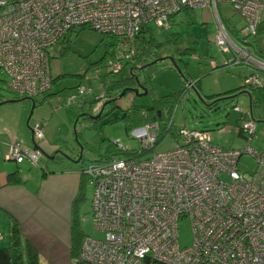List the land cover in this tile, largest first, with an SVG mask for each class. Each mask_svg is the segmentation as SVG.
Returning a JSON list of instances; mask_svg holds the SVG:
<instances>
[{
  "label": "built area",
  "instance_id": "built-area-1",
  "mask_svg": "<svg viewBox=\"0 0 264 264\" xmlns=\"http://www.w3.org/2000/svg\"><path fill=\"white\" fill-rule=\"evenodd\" d=\"M218 2L229 3L244 17L242 39L228 34ZM204 6L216 14L214 40L220 52L232 54L219 65H250L244 86H261L258 71L264 61L246 42L256 33L264 0H0V70L10 91L29 97L44 93L53 80L48 47L64 41L72 29L87 26L118 39L117 54L107 62V71L117 74L134 55L133 39L141 27L152 22L165 29L172 15ZM86 90L81 84L76 95ZM74 98L68 97V103ZM104 98L103 93L96 97L94 116ZM235 110L242 112L239 129L247 138L242 150L214 144L209 130L183 126L169 150L88 163L82 173L92 187V221L101 236L84 235L72 263L264 264V151L251 145L256 129L251 108L236 105ZM43 127V121L32 125L35 140L43 137ZM158 130L157 122L133 128L141 145L138 153L153 148ZM114 143L127 150L120 141ZM244 153L256 161L257 170L249 176L238 168ZM8 155L36 167L42 151L11 142ZM182 219L192 232L184 247L177 240ZM4 236L0 230V239Z\"/></svg>",
  "mask_w": 264,
  "mask_h": 264
},
{
  "label": "rangeland",
  "instance_id": "rangeland-1",
  "mask_svg": "<svg viewBox=\"0 0 264 264\" xmlns=\"http://www.w3.org/2000/svg\"><path fill=\"white\" fill-rule=\"evenodd\" d=\"M217 11L232 38L240 39L244 36L240 28L244 26L245 19L235 12L229 3L218 2ZM262 17H264V9ZM216 22V14L212 8L204 6L188 8L174 14L170 18L168 28H159L152 22L146 26L149 33L153 34L159 42H163L160 52L164 59L148 63L144 67L134 66L133 73L128 71V74L139 81L136 82V86L142 84L148 89L152 88V93L125 95V92L117 98L118 104L124 108L126 106L141 107L150 105L153 95L156 97L168 93L176 95L173 89H184V92L178 97L179 99L160 104L165 117L158 131L159 140L151 150L138 156L139 158L149 157L154 151L171 149L178 142L177 134L183 126L210 130L212 142L222 148L239 150L245 148L247 138L237 135V129L240 126L239 113L242 112L235 110V106L239 105L245 111L250 108L249 94L242 85L243 76L251 71L252 66L242 63L231 64L216 70L211 68L210 60L218 61L220 58L224 60L227 56L232 57L230 53L225 55L221 53L215 43ZM175 32L183 34L182 45L176 46L168 42L171 34ZM111 39L112 37L108 34L83 26V28H74L67 40L57 42L47 49L50 73L54 80L50 89L26 100L31 103V106L25 117V122L28 123L24 125V132L26 135H31V127L36 122V118H45L43 119L45 138L49 142L62 146V151L55 153L54 162L57 164L49 162L48 168L58 167L60 163L67 162L68 157H73L78 161L69 162V165L82 169L92 161H102L104 156L108 155L109 145L113 146L112 152L117 154L119 149L113 145L116 141H120L127 150L141 147L138 139L132 135L133 129L127 130L121 120L105 124L101 134L90 118L76 121L80 113L88 115L94 113L95 102L92 100L103 92L102 82L107 81L106 83L110 84L123 75L107 71V62L112 58V50L113 52L118 50V44L115 47L109 45ZM247 39L254 43V51L259 49L264 54V33L249 35ZM196 44L198 46L192 54H189V51L178 54L177 47L183 49ZM170 57L175 60L177 67L172 64ZM260 71L261 76L264 77V69ZM89 72L91 74H88ZM6 79V75L0 70V95L14 97L13 91L8 90ZM81 84L87 90L74 98ZM104 89L107 90V87ZM121 93L122 91L118 92L116 96ZM68 97L74 99L68 103ZM32 99L41 103L33 107ZM78 103L84 105L83 111ZM10 108L22 119L24 113L22 108ZM251 109L252 118L257 122V131L251 145L255 149L264 151V115L259 109L254 107ZM168 117H171L170 130H165L164 126L169 124ZM37 122H42V119ZM220 127L222 130H219ZM76 133L80 142L75 138ZM80 152L82 156L78 159ZM238 168L244 175L249 176L257 170L256 161L250 154L244 153L239 158ZM91 197L92 187L85 182L79 200L78 225L82 234L100 237V232H97L93 226ZM177 240L181 247L191 243V226L186 219L178 223Z\"/></svg>",
  "mask_w": 264,
  "mask_h": 264
},
{
  "label": "crops",
  "instance_id": "crops-1",
  "mask_svg": "<svg viewBox=\"0 0 264 264\" xmlns=\"http://www.w3.org/2000/svg\"><path fill=\"white\" fill-rule=\"evenodd\" d=\"M116 54L114 52V55ZM222 60L221 58L218 61L210 60L211 68L212 63L217 64L216 69L226 68L219 65ZM106 82H102L101 86L104 84L106 87L108 85ZM143 86L145 89H140L139 93H152V88ZM242 87H245L244 83ZM13 95L14 97L0 95V230L5 234L4 238L0 239V264H9L8 231L13 221L17 223L22 237L36 249L38 264H71V219L75 208L73 204L81 192L82 177L86 178V176L82 173L83 168L69 165V162H76L73 161V157H69L65 163H60L58 167L48 168L49 162L57 164L54 162L55 153L61 152L62 146L49 142L44 133L40 140L34 139L32 130L31 135H26L24 125L28 122H25V117L31 103L26 101L29 100L28 98H23L24 96L20 94ZM153 97L156 96L153 95ZM75 101L78 102V100ZM31 102L33 107L41 103L35 99ZM78 106L83 111L84 105L78 103ZM10 107L22 108L24 112L22 119L17 113L12 112ZM261 112L264 111L261 110ZM241 116L242 113H239V120ZM40 119L45 120L39 117V119L36 118L35 123ZM43 122L45 126V121ZM219 130L222 128L220 127ZM256 131L257 126L254 135ZM237 135L243 136L239 127ZM30 140L31 143H29ZM11 142H17L23 147L40 146L47 155L40 156L36 167L30 166L27 161L17 163L8 155V144ZM77 210L79 213V208Z\"/></svg>",
  "mask_w": 264,
  "mask_h": 264
},
{
  "label": "trees",
  "instance_id": "trees-1",
  "mask_svg": "<svg viewBox=\"0 0 264 264\" xmlns=\"http://www.w3.org/2000/svg\"><path fill=\"white\" fill-rule=\"evenodd\" d=\"M185 8L184 10H186ZM173 16V15H172ZM83 28V27H81ZM74 29H72L73 31ZM71 31V32H72ZM71 32L68 33L65 37V40L68 39V37L71 36ZM260 33H264V17L261 18L260 23L257 26L256 33L255 35H258ZM109 35V34H108ZM112 37L109 45L112 47H115L116 44H118V39L116 37L109 35ZM183 34L182 33H173L171 34V38L168 40V42L177 45H182L184 40H183ZM237 38V37H236ZM242 39V38H241ZM64 40V41H65ZM134 48H135V53L129 60H125L123 62V68L121 71L117 74H123L119 79L112 81L110 84L106 85L107 90L104 89L103 96L104 102H103V107L101 109V112L99 113V117L95 119H91L94 124L95 128L98 129V132L101 134L103 130V126L107 123L111 122H116L118 120H121L125 124V128L127 130H131L135 127H139L145 123H153L157 122L158 123V131H160L161 124H163V118L164 112L163 109L160 107L161 103H167L172 99H179L178 97L181 95L182 92H184V89H173L174 94L172 95L171 93H168L166 95H160L158 97H153L152 102L150 105H142L141 107H128L126 106L125 108L122 107L121 105L118 104L119 99H117L116 94L118 92H121L123 89L126 90V94L133 95L126 89L127 87H135L137 79L134 78V76H131L128 74V71L133 73V67L134 66H141L144 67L148 65V63H154L157 60L164 59L162 56V53L160 52L162 47H163V42H159L153 34L148 32V28L146 26L141 27L139 32L135 35L134 37ZM193 44V41H191ZM198 42V41H196ZM247 46L250 47L255 55L259 57L261 61H264V54L262 53V50H255V45L254 43H251L250 41L246 42ZM199 44V43H198ZM196 45L192 46H187L182 48H178V54H183L186 51H189V54H192L196 48ZM113 49V48H112ZM261 49V48H260ZM186 52V53H187ZM112 57L114 55V52L112 50L111 53ZM151 61V62H149ZM259 76L261 75V71H258ZM126 75V76H124ZM124 76V77H123ZM261 77V76H260ZM186 78V76H185ZM262 79V85L261 86H254V87H247L245 86L246 90L248 91L249 98H250V105L251 107H254L256 109L264 111V77H261ZM53 81V80H52ZM110 86V89H109ZM105 87V86H104ZM115 92H112V91ZM23 98H29V96H24ZM22 98V99H23ZM96 98L93 100L95 102ZM160 113V114H159ZM264 114V112L262 113ZM88 114H80L76 121L79 119H84L87 118ZM168 122L167 125L164 127L165 130H170V119L171 117H168ZM163 127V128H164ZM199 129V128H197ZM208 130V129H206ZM241 131V130H240ZM242 132V131H241ZM243 133V132H242ZM162 135V134H161ZM76 137L78 136L77 133L75 135ZM159 140V133H158V139ZM77 141L78 137H77ZM80 142V141H79ZM156 142V144H157ZM81 144V143H80ZM116 147V143H113ZM114 147V149H116ZM113 146L109 145L107 147V153L108 155L104 156L102 161L110 159L112 157H122V156H134L137 157L138 155H141V153H138L137 149H132V150H120L117 152V154H114L112 151ZM14 176L17 178L16 174L14 173ZM12 177V175H11ZM9 176V178H11ZM85 179L82 177V187H81V192L80 194L75 198L73 207L74 208V215L73 218L71 219V234H72V242H71V255L72 259H75L78 257L79 249H80V244L82 241V238L84 234L80 230V227L78 225V220H79V214H78V208L80 207L79 205V200L82 195V190L83 186L85 185ZM17 180V179H16ZM8 239H9V246H8V257H9V264H38L37 260V251L36 249L31 245L29 241L24 239L20 233L19 227L16 222H12L11 228L8 231ZM71 264H87L85 262H77V263H72Z\"/></svg>",
  "mask_w": 264,
  "mask_h": 264
},
{
  "label": "water",
  "instance_id": "water-1",
  "mask_svg": "<svg viewBox=\"0 0 264 264\" xmlns=\"http://www.w3.org/2000/svg\"><path fill=\"white\" fill-rule=\"evenodd\" d=\"M170 60H171L172 63L177 67V65L175 64V61L173 60L172 57H170ZM179 71H180V69H179ZM126 89H128V91H129L130 93L134 94V95H141L142 93H139V90H140V89H145V87H144L142 84H140L139 86H136V87H127ZM125 92H126V90L123 89V90H122V93H121L120 95H118L117 98L120 97L121 95H123ZM247 92H248V91H247ZM99 115H100V114H97V115L94 116L93 114H91V115H87V117L90 118V119H95V118H98ZM74 133H75V131H74ZM75 135H76V134H75ZM75 138H76V140H77V137H76V136H75ZM32 139H33V138H32ZM33 143H34V141H33ZM41 151H42V154H43V155H47L46 152L43 151L42 149H41ZM66 156H67V155H66ZM81 156H82V154H81V152H80V154L78 155V159H80ZM67 157H68V156H67ZM68 158H69V157H68ZM73 161H78V160H74V159H73Z\"/></svg>",
  "mask_w": 264,
  "mask_h": 264
}]
</instances>
